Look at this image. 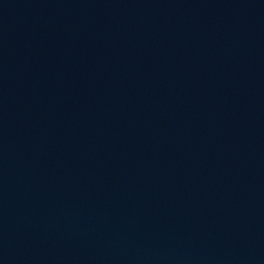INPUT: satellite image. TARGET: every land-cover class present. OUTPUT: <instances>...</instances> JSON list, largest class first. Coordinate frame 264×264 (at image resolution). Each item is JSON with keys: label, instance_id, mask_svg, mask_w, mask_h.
<instances>
[{"label": "water", "instance_id": "95a60500", "mask_svg": "<svg viewBox=\"0 0 264 264\" xmlns=\"http://www.w3.org/2000/svg\"><path fill=\"white\" fill-rule=\"evenodd\" d=\"M0 264H264V0H0Z\"/></svg>", "mask_w": 264, "mask_h": 264}]
</instances>
